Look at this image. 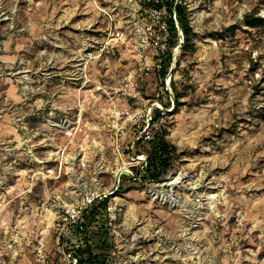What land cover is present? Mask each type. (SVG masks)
Segmentation results:
<instances>
[{
  "label": "rangeland",
  "instance_id": "obj_1",
  "mask_svg": "<svg viewBox=\"0 0 264 264\" xmlns=\"http://www.w3.org/2000/svg\"><path fill=\"white\" fill-rule=\"evenodd\" d=\"M136 2L0 0V264H77L85 233L105 264H264V25L243 22L264 0H184L196 35L159 119L178 149L160 182L124 176L145 122L118 111L150 112L171 71L143 72ZM119 187L74 236L88 198Z\"/></svg>",
  "mask_w": 264,
  "mask_h": 264
},
{
  "label": "trees",
  "instance_id": "obj_2",
  "mask_svg": "<svg viewBox=\"0 0 264 264\" xmlns=\"http://www.w3.org/2000/svg\"><path fill=\"white\" fill-rule=\"evenodd\" d=\"M165 2L169 5L170 8L174 5V0H165ZM176 9L178 14V21L184 33V42L182 43L180 52L181 57L185 56V53L187 51H191L194 49L193 37L196 35V33H194V30L188 22V17L185 13L183 4L179 3ZM243 20L244 25L248 26L244 29L246 31H249L248 28L260 29V27L264 25V19L256 15V13L246 14ZM236 28H238V25L236 24L230 27L231 30H235ZM180 41L181 37L178 31V27L173 20H170L168 48L162 56L163 65L161 70L159 71L161 77L163 78L169 72L170 62L172 59V51L180 43ZM180 60L181 59H178L177 66L180 64ZM175 85L176 83L173 84V89L174 91H176L175 104L177 103V105H179V100L182 94L177 90V87ZM162 115L163 114L161 110H156L154 119L159 120ZM168 135L169 133L167 129L161 125L157 129L156 137L153 140L143 142L141 139H138L136 141V145L144 147L145 154L147 155V164L145 166H133V176L126 174L124 176L131 181H135L139 179V177L141 180L147 182L162 181L164 179V176L175 168V162L178 158L177 146L172 143V141L168 138ZM121 190L122 188L119 187L116 191H114V193L106 196L96 197L91 203H89L87 207L82 211L80 218L74 222L75 233L73 235L75 236L77 234L86 232L85 229H87L89 226H92L99 215H103V212L108 209L109 202L112 197L118 195ZM106 219H108V217ZM104 244L105 240L102 242V247ZM102 247L100 248L97 245L93 244L87 237V233H85V237L82 239L79 246H73L69 249V252H73V255L77 258V264H105V257H102L104 247Z\"/></svg>",
  "mask_w": 264,
  "mask_h": 264
},
{
  "label": "built area",
  "instance_id": "obj_3",
  "mask_svg": "<svg viewBox=\"0 0 264 264\" xmlns=\"http://www.w3.org/2000/svg\"><path fill=\"white\" fill-rule=\"evenodd\" d=\"M137 5H140V9L142 13H145L146 16L149 18V24L147 27V36L145 42L147 44L146 47H154L156 49V53L149 57V62L142 63V70L145 74H149L150 72L160 71L163 65V58L162 56L167 51L168 48V36H169V21L173 20L176 26L178 27V31L181 37L180 43L173 49L172 51V59L170 62V79H162V81L156 83L155 93L153 94V102L150 106V112H146L144 114L135 113L130 109H121L118 111L119 119H126L131 117L134 120L136 116V122L142 117L145 125L143 126L138 139H141L143 142H148L153 140L156 137L157 128L159 126V120L154 119L155 111L161 110L162 114L165 111H168L166 107V103H171V99L173 98V88H172V74L177 68V61L176 60V53L180 49L184 42L183 37V30L180 27L178 21V14H177V5L179 3H184V0H174V5L170 8L169 5L165 2V0H137ZM119 35L118 37L121 38L120 34L123 35V31H117ZM175 102V100H174ZM174 104V103H173ZM175 105V104H174ZM147 158V157H146ZM144 159L143 165L147 164V159ZM96 197L88 198L85 207L91 203ZM82 210H78L76 213V218L73 221H76L80 218ZM72 217H75L72 216Z\"/></svg>",
  "mask_w": 264,
  "mask_h": 264
},
{
  "label": "bare ground",
  "instance_id": "obj_4",
  "mask_svg": "<svg viewBox=\"0 0 264 264\" xmlns=\"http://www.w3.org/2000/svg\"><path fill=\"white\" fill-rule=\"evenodd\" d=\"M180 178H181V174H179V176H177L176 179L171 182V184L177 183Z\"/></svg>",
  "mask_w": 264,
  "mask_h": 264
},
{
  "label": "water",
  "instance_id": "obj_5",
  "mask_svg": "<svg viewBox=\"0 0 264 264\" xmlns=\"http://www.w3.org/2000/svg\"><path fill=\"white\" fill-rule=\"evenodd\" d=\"M183 37H184V34H183Z\"/></svg>",
  "mask_w": 264,
  "mask_h": 264
}]
</instances>
